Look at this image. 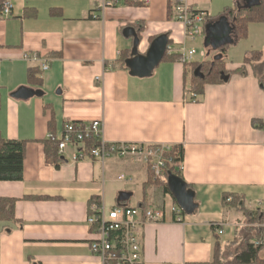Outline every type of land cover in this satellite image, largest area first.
Masks as SVG:
<instances>
[{"label": "crops", "instance_id": "obj_1", "mask_svg": "<svg viewBox=\"0 0 264 264\" xmlns=\"http://www.w3.org/2000/svg\"><path fill=\"white\" fill-rule=\"evenodd\" d=\"M0 1L3 9L11 6L8 17L0 10V133L27 142L24 179L0 181V197L17 200L19 221L0 222V264H102L91 250L93 205L163 213L161 221L141 229L144 264H212L213 224L222 225L223 263L242 251L247 224L225 207L224 197L243 196L248 210L264 211V128L253 125L264 121V61L257 69L247 65L245 75L207 86L196 103L189 101L191 76L185 79L181 60L162 61L147 78L113 64L125 51L130 59L147 55L161 36L172 54L196 50L207 27L219 21L231 30L224 42L234 43L225 9L260 0H185L192 11L205 13V32L196 40L187 38L182 22L169 19V0H116L111 6L109 0ZM203 51L206 57L193 62L212 57ZM243 62L226 61L228 71ZM34 69L40 87L28 82ZM23 87L41 95L14 98ZM94 121L104 122L110 143L182 147L181 174L195 193V213L178 222L173 195L150 184L148 167L128 159L74 162L69 150L60 168L46 163L50 135L61 137L70 122Z\"/></svg>", "mask_w": 264, "mask_h": 264}, {"label": "trees", "instance_id": "obj_2", "mask_svg": "<svg viewBox=\"0 0 264 264\" xmlns=\"http://www.w3.org/2000/svg\"><path fill=\"white\" fill-rule=\"evenodd\" d=\"M116 1V0H109ZM131 5L140 6L141 3H128ZM177 0H169L168 4V17L170 20L176 18V7L178 6ZM3 9V3L0 1V10ZM194 14L199 13L192 11ZM224 14L230 18L231 26L235 34L234 43L225 44L218 48V50L225 54L226 50L233 45L238 44L241 40H246L249 37L250 24H264V0L259 3L248 7H235L226 8ZM205 32V31H204ZM140 41V33L138 34ZM155 39L152 40V42ZM171 43L169 42L168 46ZM264 58L263 51L247 52L244 65L234 71H228L227 63L223 55L217 56L215 59H206L202 62L185 63V79L190 76V89L189 92L194 96L189 98L191 102H199V98L205 95L207 86L218 85L224 83L232 74H246V66L250 65L257 69L258 64ZM130 59V51L122 52L121 57L117 60L113 67L130 70L127 66V61ZM179 54H171L167 51L163 62L166 61H180ZM38 69L31 70L28 74V82L30 85L40 87L42 81L38 78ZM264 82V77L261 79ZM0 109H1V95H0ZM253 125L258 128H264L263 120H254ZM97 145L96 141H88V147L91 150ZM27 142L8 140L3 138L0 133V181L3 182H20L24 179V166L26 157ZM46 163L60 168L64 159L59 154L58 143L49 139L45 142ZM171 159V163L167 165L166 172L168 175H175L182 177L181 172L175 167L177 163L183 160L184 149L182 147H173L167 155ZM150 174V184L160 185L155 181L153 174ZM189 189L191 188L188 186ZM145 198L147 197L148 185L145 186ZM164 190L171 194L169 186L164 187ZM95 199H93V202ZM16 204L17 200L12 198L0 197V222L17 224L19 223L16 218ZM224 205L227 208L236 209L244 216L247 224L246 236L244 238L245 247L239 253L233 255L229 261L223 263V245L220 242L219 230L222 228L220 224H213L212 229L215 235L214 257L212 264H264V243L256 244L257 242H264V211H250L246 208L245 198L239 195H225ZM183 215L185 213L183 212ZM218 232V233H217ZM238 237L236 241H238ZM235 241V242H236Z\"/></svg>", "mask_w": 264, "mask_h": 264}, {"label": "built area", "instance_id": "obj_3", "mask_svg": "<svg viewBox=\"0 0 264 264\" xmlns=\"http://www.w3.org/2000/svg\"><path fill=\"white\" fill-rule=\"evenodd\" d=\"M176 19L186 27V36L191 40L203 36L205 13L194 14L187 6L185 0H177ZM109 1L107 5H114ZM5 16H10L11 6L6 4L3 9ZM169 53H174L168 47ZM178 54L181 62L190 63L199 55L205 58L204 51L198 53L194 49H180ZM37 60V58H34ZM49 68L47 62H43L42 69ZM1 75V70H0ZM194 95L191 93L190 97ZM49 139L58 143V150L61 156L67 151L73 150L72 160L74 162L92 159L104 164L109 158L128 159L132 163L148 167L153 174L155 181L161 186L169 185V177L166 169L171 163L167 156L173 148L168 145H144L135 143H110L105 139V126L103 121L90 123H67L61 137L53 135ZM96 141L97 145L91 150L88 141ZM180 172L183 170L182 161L175 166ZM124 179V176L121 177ZM177 221H182L183 211L177 206L173 208ZM163 219V213L154 209L143 210L140 208L115 207L107 210L103 206L93 205L92 214L88 219L96 239L91 243L92 252L101 258L102 264H144L142 255L141 229L143 226L157 223ZM223 233L219 230V234ZM257 242L256 244H263Z\"/></svg>", "mask_w": 264, "mask_h": 264}, {"label": "water", "instance_id": "obj_4", "mask_svg": "<svg viewBox=\"0 0 264 264\" xmlns=\"http://www.w3.org/2000/svg\"><path fill=\"white\" fill-rule=\"evenodd\" d=\"M211 31H214V33H216L223 41H221L222 45L220 44L219 46H215V43L211 41L210 45H212L215 49L228 44L224 41L227 34L231 31L229 26L223 24L222 21H219L217 24H211L207 27V36H209ZM139 44L140 41L136 40L134 54H137ZM168 44L169 42L166 36H161L152 43L147 55L136 56L134 59H129L127 61V66L130 68L131 73L141 78L150 77L154 70L163 61L168 50ZM36 95L39 96L41 93L34 92L32 89L25 87L20 88L18 91L13 93L14 98L21 100H26ZM168 186L171 194L176 200V203L182 211L187 215L194 214L197 209V205L195 203V193L193 190L189 189L187 183L181 177L170 175Z\"/></svg>", "mask_w": 264, "mask_h": 264}, {"label": "rangeland", "instance_id": "obj_5", "mask_svg": "<svg viewBox=\"0 0 264 264\" xmlns=\"http://www.w3.org/2000/svg\"><path fill=\"white\" fill-rule=\"evenodd\" d=\"M211 41L215 43V46H219L223 41L218 37L214 31H211L209 36H206L203 40H198L196 44V50L200 53L203 50L211 52L212 57L215 59L218 54H215L218 49H215L210 45ZM222 41V42H221ZM222 45V44H221ZM174 50V48H172ZM252 51H263L264 53V24H250L249 26V37L246 40H241L238 44L230 46L224 54V59L228 63L240 62L245 59L247 52ZM178 54L177 52H175ZM216 55V56H215ZM220 56V55H219ZM199 56H197L198 58ZM264 61V58H263ZM202 62V61H201ZM191 63V62H190ZM159 183V182H158ZM164 187V186H162ZM264 254V253H263ZM262 254V256H263Z\"/></svg>", "mask_w": 264, "mask_h": 264}]
</instances>
